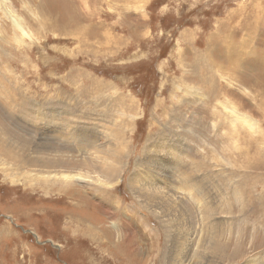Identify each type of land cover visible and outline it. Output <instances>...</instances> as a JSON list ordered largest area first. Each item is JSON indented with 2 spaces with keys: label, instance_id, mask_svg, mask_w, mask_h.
<instances>
[{
  "label": "rangeland",
  "instance_id": "374dc122",
  "mask_svg": "<svg viewBox=\"0 0 264 264\" xmlns=\"http://www.w3.org/2000/svg\"><path fill=\"white\" fill-rule=\"evenodd\" d=\"M70 122L97 143L61 134ZM0 137L31 144L32 160L46 141L62 170L43 176L87 178L29 186L40 168L0 145V264H171L180 231L129 180L160 149L181 162L164 191L199 252L189 263L216 241V264H264V0H0ZM111 147L123 167L102 187Z\"/></svg>",
  "mask_w": 264,
  "mask_h": 264
},
{
  "label": "bare ground",
  "instance_id": "6f19581e",
  "mask_svg": "<svg viewBox=\"0 0 264 264\" xmlns=\"http://www.w3.org/2000/svg\"><path fill=\"white\" fill-rule=\"evenodd\" d=\"M233 104H234V102H233ZM230 106H231V104H230ZM234 106H236V105H234ZM237 109H238V107H237ZM238 115H239V117H241L242 114L240 115L239 113H236V116H234V114L232 113V117H237ZM52 118H53V116H52ZM94 130H95V128L93 129L92 127L90 128V127L80 126L76 122H70V123H66V125H65V131L66 132H63L61 134L68 135V136L71 137V139L78 140L81 143V141H83V140L87 141L90 136H93L92 133H93ZM57 133H59V130L57 131ZM95 134H96V132H95ZM93 138H94L95 142L97 143L98 137L96 138L95 136H93ZM3 139H5V138H3ZM0 141H1L0 145L4 149L3 151L6 152L7 158H9L12 161L15 160L16 164L19 165L22 169H24V168H26V169L27 168H36V167L40 168V174H34L33 176L30 175L27 178L26 182H27V184H29V186H33L36 182H38V183L41 182L40 180H34L33 179V178H36V177L46 178L47 180L42 181V182H44L45 184L47 183L48 185L49 184H53V183H55V184L56 183H61V185H65L66 183H84L85 181H87L86 180L87 179L86 176H84L81 171L74 172V173H71V174H68V173H57V174H55L53 176H43L44 174H42L41 172L45 171V170H46L45 172L54 171V170H62V168H56L54 165H49L48 164V163H51V162L57 163V162L61 161V158L57 157V159H54L53 157H42L41 156V154H44V153L48 154V152L50 153V150L47 149L48 147L45 148L44 146H42L43 144H45V145L47 144V142L44 141V140H42V142H40L38 144L31 142L35 146L33 153L38 156L35 160H32L33 157H30V154H29L31 152L28 149L30 148L31 144L17 143L16 146H13L12 144L7 143L8 141H4V140H0ZM168 144L169 145H173V140H170L168 142ZM183 145L184 144L181 143V142L176 143V147H177L178 150H180L183 147ZM96 147L99 149L101 147V145L97 144ZM22 148H23V150H22ZM101 148H103V146ZM75 149H77V148H75ZM114 150H115V148H112V147L110 149H108V150L103 149V151L102 152L100 151V153L102 155H105V156H102L100 154L97 157L98 162H100V164L98 165V167L100 168V172H99V175L96 176V177L98 179H100V183H101L102 187L109 185L106 182H110V181L114 182L116 179H118V177H119V175L121 173V169L123 167V165L119 166L122 163V161L120 159H118V160H114L113 159ZM175 151H177V150H175ZM166 153H169V151L167 152V150L160 149L158 157L160 158V160L162 162H158V163L152 162V164H150L148 157H146L145 159L141 160L138 163V166L139 167H144L143 169L147 168V170L145 171L146 173L138 174L137 169L139 167L135 168L132 171V173H131L132 175L129 178V180H130V188L134 191L133 193L139 198V200L141 201L142 204H144L146 206H149V205L152 206V209H153L152 212L154 211L164 221L165 224L169 225L173 229H177L178 231H180V235L176 238V242H175L176 246L174 245L175 246V250H174V256L172 255L173 258L170 261L171 264H190L189 260L191 262L192 260L197 259L199 257V252L197 250H195L190 255L192 240L188 241L184 237L183 231L180 230L181 229V225L180 224L179 225H174L176 222L185 221V218L183 217V214L181 212L182 208H177L176 207L177 203H175L174 200L172 199L173 196L170 195V193L164 191V190H167V189H171L172 190V188L178 190L177 189L178 187L174 186V184H173L174 183L173 175H172L173 172H172L171 166H170V164L168 162H173V163H176L178 165H180L181 162L178 163V161H177L178 159L174 160L172 158V156L170 157V160L167 161L163 157V155L166 154ZM152 154H153V152H152ZM106 155H109L108 158L106 157ZM117 156H118V154H117ZM149 164H150V166H149ZM197 167H198V165H197ZM149 169H150V172L152 171L151 173H147ZM64 170H69V169H64ZM165 170H167V171L169 170L170 174L166 175V172L164 174L163 172ZM49 173L52 174L51 172H49ZM154 174H156V175L154 176ZM157 175L159 177H157L156 181L153 180ZM30 177H32V178H30ZM49 178H53V179L51 180ZM146 178H150V179H146ZM31 182H34V183L32 184ZM152 184H155V186H153ZM144 186H147V187H144ZM181 189H187V188L182 186ZM163 192H166V193L163 194ZM176 193H177V191L173 192L172 194H175L177 196ZM159 194H161V195H159ZM238 198L241 200V202L243 204L246 203V201H242L243 198L241 196H239ZM208 199H209L210 202L216 201V198H214L212 196H211V198H208ZM201 200H203V201H201V202L198 201L197 208H199V205L204 202L203 195H201ZM240 200H239V202H240ZM165 207H172L173 209L166 211L164 209ZM208 209L211 210V211H215L212 208H208ZM243 210L244 209H242L240 212H242ZM200 211L203 212V209H200ZM216 212H217V208H216ZM228 222L231 224L233 221L230 219ZM116 224H118V223H116ZM217 236H219V235H215V238ZM172 241H173V236H172ZM215 243H216V241H214L212 243L211 248L207 249V252L205 254V257L203 259V263L202 264H216V262H217L216 260H218V258L215 261L212 260V252H213V250L215 251L214 254L216 256V244ZM214 245H215V247H214Z\"/></svg>",
  "mask_w": 264,
  "mask_h": 264
}]
</instances>
